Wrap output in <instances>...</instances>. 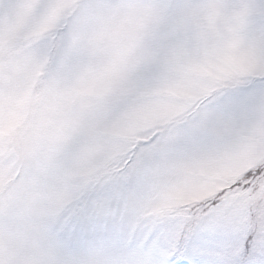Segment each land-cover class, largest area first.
<instances>
[{
    "label": "snow or ice",
    "instance_id": "obj_1",
    "mask_svg": "<svg viewBox=\"0 0 264 264\" xmlns=\"http://www.w3.org/2000/svg\"><path fill=\"white\" fill-rule=\"evenodd\" d=\"M0 264H264V0H0Z\"/></svg>",
    "mask_w": 264,
    "mask_h": 264
}]
</instances>
